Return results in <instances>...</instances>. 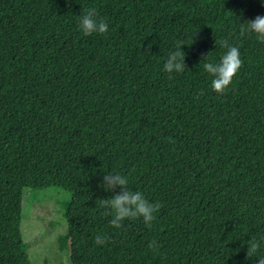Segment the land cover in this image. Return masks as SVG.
<instances>
[{
	"label": "trees",
	"instance_id": "obj_1",
	"mask_svg": "<svg viewBox=\"0 0 264 264\" xmlns=\"http://www.w3.org/2000/svg\"><path fill=\"white\" fill-rule=\"evenodd\" d=\"M90 7L106 34L78 31ZM258 15L259 0H0V264H30L23 191L6 195L25 174L70 196V264H258L264 247L246 258V241L264 237V43L238 24ZM192 35L186 70L164 73ZM222 42L241 67L216 94L202 65ZM112 170L161 205L151 225L101 214Z\"/></svg>",
	"mask_w": 264,
	"mask_h": 264
},
{
	"label": "clouds",
	"instance_id": "obj_2",
	"mask_svg": "<svg viewBox=\"0 0 264 264\" xmlns=\"http://www.w3.org/2000/svg\"><path fill=\"white\" fill-rule=\"evenodd\" d=\"M259 2L260 6L264 8V0H259ZM231 15L237 21L243 17V12L241 11L239 15ZM76 19V27L83 37H89L93 34L99 36L109 31L108 23L98 17L95 8L85 9L83 14L78 15ZM238 24L243 32L251 34L258 42L264 43V15H258L253 19H243V22ZM194 35L191 36L190 43L187 46L181 43L174 51L167 53L161 69L164 73L178 74L186 70L184 66L185 53L181 51V47L191 46L194 43ZM221 46L226 50L220 58L215 62H204L202 65L203 71L210 79V89L216 94L225 92L231 84L232 78L241 67V56L238 46L229 45L227 42H222ZM151 47V44L147 46L146 56L152 55ZM100 180L101 182L97 184L99 190L105 193H115L110 198L98 199L99 208L104 210L101 214L110 218L109 224L113 229H120L125 221L139 220L146 226L153 223L155 214L161 205L158 202L148 200L141 190H133L128 176L112 170L102 173ZM117 189L118 191H116ZM105 242L106 236L104 235L98 234L94 238V243L97 246H102ZM155 246L156 242L153 241L150 247ZM261 247H264V237H261L259 241L255 238L247 240L246 258L254 255ZM256 261L258 264H264V258Z\"/></svg>",
	"mask_w": 264,
	"mask_h": 264
},
{
	"label": "rangeland",
	"instance_id": "obj_3",
	"mask_svg": "<svg viewBox=\"0 0 264 264\" xmlns=\"http://www.w3.org/2000/svg\"><path fill=\"white\" fill-rule=\"evenodd\" d=\"M15 177L6 195L21 187V234L30 264H70L69 252L59 242L66 232L64 209L70 196L50 188L33 189L34 176ZM27 176V177H26ZM27 189H24L25 187Z\"/></svg>",
	"mask_w": 264,
	"mask_h": 264
}]
</instances>
